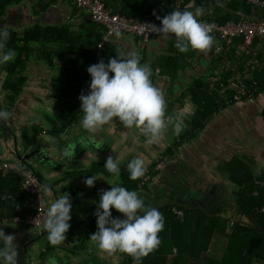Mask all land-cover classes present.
<instances>
[{"label": "crops", "instance_id": "crops-1", "mask_svg": "<svg viewBox=\"0 0 264 264\" xmlns=\"http://www.w3.org/2000/svg\"><path fill=\"white\" fill-rule=\"evenodd\" d=\"M127 1L132 0H105L104 2L111 4L113 10L120 12V8L128 6L125 4ZM182 2L183 0L175 2L177 7L174 10L194 12L193 1L185 4V7L182 6ZM145 3L154 11L159 12L157 2L150 3V0H146ZM263 12L259 10L256 12L258 19L264 18ZM205 14L207 12L203 10L200 15L202 17L198 19L210 20V14H207V17ZM0 26H7L9 33H15L18 38H23L31 28H37L40 35L39 40L37 39V43L30 42L33 48V58L26 63V68L20 74L26 80L21 89L23 92H19L18 95H25L30 103L38 98L39 100H36H41L45 107L39 111L41 116L35 122L40 127L38 136L44 143H40V151L49 155L55 151V148L64 147L65 150L68 149V152H72L68 157L73 159L74 164H83L78 168L83 169L84 176L62 178L65 175L60 176L62 170L59 171L60 162L57 161V155H53L54 158L49 156L48 161H39L46 181L38 174H35L36 177L41 182L51 183L53 190H56L58 194L67 192L70 195L72 207L70 227L65 234V241L59 244V248L52 246L50 247L53 248L52 250L45 251L49 243L47 238L43 237V239L40 235L39 239H42L43 244L38 243L39 239L36 240L37 243L34 246L36 250L31 253V260L34 263L46 264L49 256L56 257L54 252L59 255L56 257L58 264H68V262L72 264H77V262L78 264H123L128 260L129 255L123 256L121 252L107 254L97 249L95 242L89 237L96 231L93 213L99 202L100 194L117 184L123 186L121 177L128 172L126 165L130 159L137 156L144 160L145 170H148L153 162L164 161L159 171L152 173L151 178L143 183L147 193L138 194L144 201L155 198L158 201L155 204L157 208L167 202H174L178 195H181L176 186L177 183H183L186 179L194 184L201 185L202 183L206 188L224 184L228 190L229 183L231 188L234 187L226 171L219 169L220 164L215 166L210 164L213 160H220L226 156L225 162L230 163L237 156L242 160L250 159L252 161L250 168L254 173L264 169L261 165L262 167L258 170L259 163L264 162V121L261 116L264 109V93L255 97L254 91L251 90L249 97L241 96L238 101L232 99L233 95L238 92L240 82L250 88V83L259 84L262 81V79L258 81L255 78L261 74V71H264V54L261 47L258 46V49L246 53L237 40L226 45L214 39L211 49L206 53L191 49L186 53H180L174 47V38L171 36L164 40L160 39L159 35L145 42L134 35L122 34L118 44L113 43V38L105 44L102 51H98L97 44L101 41L103 32L101 28L96 24L93 25L87 12L77 9L70 2L61 0H20L11 3L0 15ZM46 29L48 34L53 33V39L43 34ZM60 34H63L62 38ZM117 49L138 53L141 57L140 62L149 64L150 80L163 95L164 119L167 127L163 130L161 139L151 145L145 143V137L138 128H126L115 118L112 123L104 125L97 134L91 137L80 127L79 121L82 113L79 111L80 101L76 95L81 93L85 87L88 88L89 76L86 72L88 62L93 59L96 63L103 59L107 63L110 57L116 55ZM97 52H100L99 58H97ZM33 59L36 60L33 61ZM2 65L5 68V65ZM237 74L240 77H237ZM195 80H201L207 85L208 97H217L214 101L219 103L221 100L223 103L218 111L200 121L195 117L197 106L192 102L188 92ZM75 104L78 105V110L73 116L75 121L67 126V120L63 115L72 116L74 111L70 108L69 111L67 106L75 107ZM25 109H28V106H25ZM169 118H172L173 122L177 120L182 122L183 127L178 135L174 134ZM0 123L3 125L4 121ZM14 125L12 128L16 129ZM53 128L63 131L58 146L47 139V137H52L48 131ZM7 133V129L3 131L4 135ZM13 144L12 140L8 146ZM110 155L119 165L118 177H114L103 167L106 158ZM67 169L68 167H65V170ZM7 172L1 173L6 174ZM90 175L96 176L97 179L91 187H88L83 181ZM53 179L56 180L52 182ZM137 179V187L142 190L144 186H140L139 178ZM155 186L160 188L155 190ZM53 190L48 194L44 193L49 203ZM191 194L194 193L191 192ZM199 195L191 197V200L200 201ZM0 198H4V193H1ZM202 211L206 213L209 210ZM110 212L113 218H123L122 214L114 209H110ZM14 217L5 215L0 218L2 231L14 225L12 221ZM175 219L180 223L182 221L176 217ZM191 223L185 231L186 235L194 230V219ZM223 242L224 240L220 241L217 238L212 239L207 250L201 251L196 258L193 256L186 258V253L185 258L175 264H208L207 260H211L208 255H211V252L219 255L220 243L223 245ZM181 244L184 246L183 241ZM176 255L173 246L171 253L167 255V264H171Z\"/></svg>", "mask_w": 264, "mask_h": 264}, {"label": "clouds", "instance_id": "clouds-1", "mask_svg": "<svg viewBox=\"0 0 264 264\" xmlns=\"http://www.w3.org/2000/svg\"><path fill=\"white\" fill-rule=\"evenodd\" d=\"M218 1L221 3V0ZM201 13L200 7L195 8L194 12L173 10L158 18L159 27L151 23H143L142 30L159 33V38L164 40L173 37L174 47L180 53H186L190 49L206 53L214 43L211 35L213 24L201 22L198 19L202 17ZM243 16L249 15H240ZM121 35L118 27L113 29L114 44L119 43ZM8 38V27L0 26V65L12 61L16 55L14 49L5 50V42ZM140 60L141 57L136 52L117 49L116 55L110 57L107 63L101 59L86 68L90 80L87 93L82 91L78 96L79 111L82 113L79 123L89 137L97 134L104 125L112 123L115 118L126 128H138L144 135L146 144L151 145L161 139L163 130L167 127L164 119L163 95L150 80L149 64L141 63ZM9 116L7 110L0 108V122L5 121ZM169 123L172 124L174 134L178 135L183 127L182 122L179 120L173 122L172 118H169ZM36 137L38 140V136ZM47 139L52 143L55 142L54 137ZM160 162L162 165L164 161ZM22 166L27 167L24 163ZM103 167L114 177L119 176V165L111 155L106 158ZM27 168L32 170L30 165ZM160 168L157 170L148 168V171L152 172L147 180ZM126 169L129 179L139 178L141 182L145 172V162L137 156L128 161ZM96 179V176L90 175L83 183L91 187ZM41 190L45 194L51 192V188L46 184L41 186ZM71 207V198L67 192L55 195L47 205L42 230L47 234L49 245L57 246L65 241V234L70 227ZM110 209L122 214L123 218H113ZM93 214L96 231L89 239L95 242L97 249L107 254L125 253L132 258L134 264H140L141 258L148 255L160 243L158 233L163 227L161 213L157 208L145 204L143 198L135 191L124 186L117 184L103 191ZM14 241L15 237L12 234L6 235L0 230V242H2L0 264H18ZM46 264H58V261L56 257L49 256Z\"/></svg>", "mask_w": 264, "mask_h": 264}, {"label": "trees", "instance_id": "trees-1", "mask_svg": "<svg viewBox=\"0 0 264 264\" xmlns=\"http://www.w3.org/2000/svg\"><path fill=\"white\" fill-rule=\"evenodd\" d=\"M19 1L20 0H0V15L3 14L4 9L8 5ZM101 1L108 7L112 6L104 2L105 0ZM190 1H193L192 4L195 8L200 7L202 11L204 10L208 15L210 14L209 17L211 19L208 20L210 22L224 23L230 19H238L240 15H249L251 12V7L246 3V0H225V6H222L218 0H183L182 6L185 4L187 5ZM145 2L146 0L127 1L125 4L128 6L120 8V12L131 17H142L152 13L164 16L177 7L175 2H178V0H150V3L157 2L159 4V12L154 11V9L146 5ZM111 8L113 9V7ZM207 14H205V17H207ZM100 28L101 31H103V28ZM47 32L48 30L46 29L43 31V34H47V38H52L53 33L49 32L48 34ZM39 36L37 28H31L23 38H18L15 33H9V38L5 42V50L9 48L14 49L16 55L12 61L4 63L5 68L1 70L7 77L6 80L3 81L1 88L4 90L10 89L11 91V95L9 94L8 96L9 103L12 102V98L14 100L15 95H18L20 89L24 86L23 80L25 81L26 78L21 77L20 74L23 72L24 68H26V63H29L33 58V48L30 42L37 43ZM59 36L62 38L63 34ZM35 60L36 59H33V61ZM94 62L95 61L91 59L88 63L91 65L94 64ZM255 78L258 79V81L262 79L259 84L255 82L249 84L251 90L254 91V96L257 97L259 94L264 93V71H261V74ZM10 80H13L15 85H11ZM87 80L89 84L90 78ZM82 88L84 87L82 86ZM207 89L205 83L201 80H195L188 91L192 102L197 106L195 117L199 121L207 119L223 105L221 100L219 103L214 101L217 97H208ZM87 90L88 88L85 87L82 91L87 93ZM80 94L81 93H78L76 96L78 97ZM75 105V107L72 105H70V107L67 106L68 110L70 108V110L72 109L74 111L72 116L66 117L63 115L64 119L67 120V124L65 121H63V123L67 126L75 121L73 116H75L78 110V105ZM261 116L264 121V109L262 110ZM30 130L33 131L31 134H28L29 131L26 132L24 130L22 136L19 137L21 141L23 140L24 144L30 145L36 141V136L40 132V127L33 124L30 126ZM62 132V130H56L54 128L48 131V134H51L52 137L55 138L56 146L61 142L60 136ZM251 162L250 159L245 158L242 160L241 157L239 159L236 156L230 163L223 162L220 166L219 169L226 171L231 183L238 188V191L235 192L234 195L235 198L231 197V200L225 198L226 196L224 195L226 192L223 190V185V188L221 185H218L217 189L212 190L211 187H204L202 183L201 185H198V183L193 184L192 181L187 179L184 180L183 183H177L176 186L181 192V195H178L172 203L167 202L163 206L157 208L155 204L158 201L155 198L146 199L144 201L145 204L157 208L161 213L163 217V227L158 233L160 240L158 247L148 255L142 257L140 264H167V255L171 253L173 246L175 247L177 255L171 264L183 260L186 253V258L191 256L196 258L201 251L207 250L210 240L216 238L226 242L224 253L218 262L207 260L209 264H252L253 261H258V264H264V213L259 210L261 207H264L263 189L258 190L257 197L251 195L252 190L256 188L254 181L256 179L264 180V169L254 173L250 168L252 165ZM156 163L157 161L151 163L149 167L153 169ZM26 165L29 167L28 164ZM121 178L125 188L133 190L137 194L147 193L145 185L141 188L142 190L138 189V179H129L128 172H125ZM20 181L21 177L11 171L6 174L0 172V195L4 193V198H0V218L5 215L8 217L23 215L33 209L34 205L31 200L20 190ZM159 188V186H155V190ZM191 192L194 194H191ZM196 194H200V202L203 207L193 206L191 197L196 196ZM173 198H175L174 195ZM154 201H156V203ZM170 208L183 211L184 218L181 223L179 220L175 219V216L169 210ZM204 209L209 211L203 213L202 210ZM208 213L210 215H207ZM227 213L228 215H226ZM192 219H194V230L192 233L186 235L185 231L192 224ZM1 229L2 227L0 226V230ZM165 230L167 233H165ZM181 241L184 242V246L181 244ZM50 247L52 246L47 244L45 251L51 249ZM122 254L123 256H128L125 253ZM131 260L132 258L129 256L128 260L124 261L123 264H129L131 262L134 264V261Z\"/></svg>", "mask_w": 264, "mask_h": 264}, {"label": "built area", "instance_id": "built-area-1", "mask_svg": "<svg viewBox=\"0 0 264 264\" xmlns=\"http://www.w3.org/2000/svg\"><path fill=\"white\" fill-rule=\"evenodd\" d=\"M61 1L70 2L77 9L84 10L87 12L91 22L103 28L102 39L97 44L98 51H102L105 44L114 38L113 29L117 27L121 31V34L134 35L145 42L151 41L160 35L156 32L150 33L143 31L141 24L151 23L159 27L160 20L158 18H162L163 15L152 13L142 17L126 16L121 12H117L111 7H108L101 0ZM246 2L251 7V13L249 16L227 20L224 23L199 20L201 22L213 24L211 35L215 40L226 45L237 40L246 53L251 50L253 51V49H258L259 46L263 49L262 51L264 54V18L258 19V16H256L258 10L264 11V0H246ZM99 57L100 52H97V58ZM237 77H240V75L237 74ZM238 85V92L233 95V100L238 101L241 96H251L250 88L241 82ZM160 166L161 162L154 166L153 170H157ZM7 171H12L17 176L21 177L20 190L34 205L31 211L23 215H16L12 219L14 225H21L34 229L40 228L42 226L47 203L44 193L41 190L40 182L31 169L21 166L17 162L0 161V172L5 173ZM150 172L152 171L145 170V175L140 182L141 185L149 178ZM254 184L256 185V188L252 190L251 195L257 197L259 189H263L262 191L264 192V180L256 179ZM259 210L264 213V207H261ZM170 212L178 219L183 218V212L179 209L170 208Z\"/></svg>", "mask_w": 264, "mask_h": 264}, {"label": "rangeland", "instance_id": "rangeland-1", "mask_svg": "<svg viewBox=\"0 0 264 264\" xmlns=\"http://www.w3.org/2000/svg\"><path fill=\"white\" fill-rule=\"evenodd\" d=\"M222 2V5H225V3L226 2H224L223 0H221ZM56 63V62H55ZM5 65V64H4ZM4 68H3V65H1V67H0V86H1V84H2V80L4 81V80H6V78L7 77H5V76H3L4 75V73H2V71L1 70H3ZM29 72V71H28ZM44 76V75H43ZM11 81V85H15V83H13L14 81L13 80H10ZM23 83L25 84V81L23 80ZM4 89L3 88H0V104H1V106H0V108H3V109H5V110H7L9 113H10V116L4 121V123H6V125H7V122L8 121H10L11 120V118H12V121H11V123L9 124V128L10 129H12L11 127L14 125V127H16V129L15 130H12V134H13V136H10V139H9V142L11 143L12 142V140L11 139H13V137H17V141L18 142H20V143H15V144H13L12 146H11V148H13V146H15V148L16 149H20V148H22V147H24V148H26V147H28V145H26V144H24L22 141H21V139L19 138V136H22V133H23V131L25 130L26 132L27 131H29V128H30V126L32 125V124H35V122L37 121V119L39 118V116H41V112H39V111H42L43 109H45V107H43V103L41 102V100L40 101H37V100H39L38 98H36L35 99V101H33V103H30L29 102V99H28V97H25V95L24 96H20V95H18L17 96V98L15 99V100H13L12 102H10L9 103V101L5 98V96H4ZM23 92V90H21L20 89V92ZM29 94V93H28ZM50 94H51V92H50ZM29 95H31V94H29ZM19 97V98H18ZM53 100V98L51 99V101ZM9 104H8V103ZM12 103H13V105H12ZM25 106H28V109H25ZM43 108V109H42ZM45 112V111H44ZM48 113V112H47ZM21 117H26L25 119H20ZM51 118V117H50ZM51 120V119H50ZM19 123H21L23 126L21 127L20 126V124ZM50 124L52 125V121H50ZM8 126V125H7ZM23 127H26L25 129H23ZM6 129L7 128H5V131H6ZM0 147L1 146H3V141L5 140V137H4V134H3V132L1 133L0 132ZM40 141H39V137H38V142H37V144L39 143ZM36 144V145H37ZM36 145H31L30 147H33V146H36ZM227 157L226 156H224V157H222V159H217V160H213V161H211V165H213V166H215V165H218V164H220V166L222 165V163L223 162H225V159H226ZM4 160H6V161H9V162H17V160H16V157H14V156H12V155H8ZM262 163H264L263 161L261 162V163H259V165H258V170L263 166L264 167V164H262ZM19 164L22 166V163L21 162H19ZM262 165V166H261ZM213 168V167H212ZM211 168V169H212ZM213 170V169H212ZM211 170V171H212ZM261 170H263V168L261 169ZM260 170V171H261ZM33 171L34 172H36V173H39V174H41V172L39 171V170H37L36 168H34L33 169ZM210 171V172H211ZM256 172V171H255ZM214 173V172H213ZM82 174V175H81ZM211 175H212V173H211ZM78 176H83V172L82 173H79V175ZM194 184V183H193ZM220 185H223V186H225L224 184H220ZM223 186H222V188H223ZM228 190H227V188H226V190H224V188H223V190L224 191H227L226 192V194L224 195V196H226L225 198L226 199H229V200H231V197L232 198H235V192H237L238 191V188L236 187V186H232V188L230 187V183H229V185H228ZM152 197H154V196H152ZM47 201V200H46ZM155 203H156V201H154ZM192 204H193V206H195V207H203L202 205H201V202L199 201V200H192ZM232 204V203H231ZM47 205H48V203H47ZM207 215H210L209 213L207 214ZM21 229H26V228H21ZM33 231V233L34 234H36V232L38 231V230H35V229H33L32 230ZM165 233H167V231L165 230ZM43 238V237H42ZM44 239V238H43ZM2 243V242H1ZM36 243H37V241H36ZM38 243L39 244H43V241H42V239H39L38 240ZM39 244H38V246H39ZM225 244H226V242L224 241L223 242V245L220 243V245H221V247L219 248V255H217V254H214L213 252H211V255H208L210 258H211V260L213 259L215 262H218V260H220V258L223 256V253H224V247H225ZM39 247H41V246H39ZM78 250H80V248H78ZM89 255L91 256V252H89ZM72 257V256H71ZM215 258V259H214ZM79 260V259H78ZM78 263V262H77ZM68 264H72L71 262H68ZM76 264V263H75ZM209 264V263H208ZM252 264H258V261H253V263Z\"/></svg>", "mask_w": 264, "mask_h": 264}, {"label": "flooded vegetation", "instance_id": "flooded-vegetation-1", "mask_svg": "<svg viewBox=\"0 0 264 264\" xmlns=\"http://www.w3.org/2000/svg\"><path fill=\"white\" fill-rule=\"evenodd\" d=\"M9 94L11 95L10 89H7V90L4 91V96H5V98L7 100H8ZM16 98H17V95H15L14 100ZM12 101H13V98H12ZM240 102H242V101H240ZM12 105H13V103H12ZM0 106H1V104H0ZM11 121H12V118H11L10 121L7 122V125H9L11 123ZM7 125H6V123H4L3 126H2L1 123H0V129L2 128V130H5V128H7V131H8V133L6 134V136H4L5 137V140L3 141V153L6 156L12 155V156L16 157V155H15V149H16L15 146H13V148H11V146H8L10 144V142H9L10 136H13L12 130H15V129H13L12 127H11L12 129H10L9 128L10 126H7ZM32 132L33 131L30 130V128H29L28 134H31ZM37 136H38V134H37ZM39 139H40L39 140L40 143L42 144L43 142L41 141L42 140L41 137H39ZM11 140H13L14 144L15 143H20V142L17 141V138L16 137H13V139H11ZM54 144H55V142H54ZM38 147H39V145H38ZM62 149H64V147H62ZM25 151H27V154L29 153V155L32 154L31 148H25ZM59 153L60 152L54 153L53 151L49 155H46V153H44L43 154L44 155V159L42 161H48L49 156H50V158H54L53 155L59 156ZM62 167L65 170V166H62ZM226 188L227 187L224 186V190H226ZM47 203L49 204V202H47ZM46 207H47V204H46ZM21 228H22L21 225H12V227H10V228H4L3 232L6 235L7 234H12L15 237L14 243L16 244L18 264H36V263L33 262V260H31V253L36 250L35 247H34L36 245V240H38L39 238H41V236L47 238V234H46L45 231L42 230V226L40 228H38V229H35V230H38L36 232V234H34L33 231H32L34 228H30V227H23V228H26V229H21ZM54 247L55 248H57V247L59 248V245L53 246V248Z\"/></svg>", "mask_w": 264, "mask_h": 264}, {"label": "water", "instance_id": "water-1", "mask_svg": "<svg viewBox=\"0 0 264 264\" xmlns=\"http://www.w3.org/2000/svg\"><path fill=\"white\" fill-rule=\"evenodd\" d=\"M3 131H1L2 133ZM1 136V135H0ZM107 141V140H106ZM38 140L36 139V141H34V143L28 145V147L26 148H31V152L32 154L29 155V153L27 154V151H25V148L22 147L20 149H15V155H16V160L17 162H21V163H24V164H28L30 165L33 169L36 168L37 170H39L41 172V170L43 169L41 167V164H40V160L42 161L44 159V155H43V152L40 151V147H38V145H40V142L37 144ZM109 142V141H108ZM24 143V142H23ZM110 143V142H109ZM37 146H33V147H30L31 145H36ZM93 147H96L95 145H93ZM62 150V151H61ZM60 151L59 153V156H58V160L60 163L58 164L59 165V171L60 172V176L62 175H65L64 177L62 178H66V177H71V178H77L79 173L82 172V168H78V167H82L83 164L82 163H73V159L71 157H68L69 154H72V152H68V149H66L65 151V148L62 149V147H59V148H55V151L54 153ZM7 156L4 155L3 153V148L0 147V159H5ZM62 166H65V167H68L67 170H64L63 171V167ZM35 174H38L41 178H44L43 176V173L41 172V174L39 173H36L34 172ZM84 176V175H83ZM38 178V177H37ZM60 179V177L58 178ZM44 181H46V179L44 178L43 179ZM56 179H53L52 182H54ZM38 181L40 182L41 186L42 185H48L51 190H53V185L51 183H44V182H41L38 178ZM217 186L218 185H214V187L212 188V190H215L217 189ZM55 195H58V193L56 192V190H53L52 193H51V200L54 199ZM58 250V249H57ZM59 251V250H58ZM56 257H58L59 255L56 254V252L53 253Z\"/></svg>", "mask_w": 264, "mask_h": 264}]
</instances>
